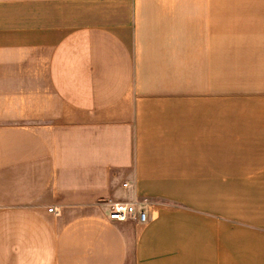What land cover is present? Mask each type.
I'll use <instances>...</instances> for the list:
<instances>
[{"label": "crops", "instance_id": "obj_1", "mask_svg": "<svg viewBox=\"0 0 264 264\" xmlns=\"http://www.w3.org/2000/svg\"><path fill=\"white\" fill-rule=\"evenodd\" d=\"M0 264H264V0H0Z\"/></svg>", "mask_w": 264, "mask_h": 264}, {"label": "built area", "instance_id": "obj_2", "mask_svg": "<svg viewBox=\"0 0 264 264\" xmlns=\"http://www.w3.org/2000/svg\"><path fill=\"white\" fill-rule=\"evenodd\" d=\"M123 186H127V183H123ZM53 208H48V211H52ZM147 209L143 201H117L113 202L108 210V218L113 220H127L134 218L138 222H144L147 218Z\"/></svg>", "mask_w": 264, "mask_h": 264}]
</instances>
